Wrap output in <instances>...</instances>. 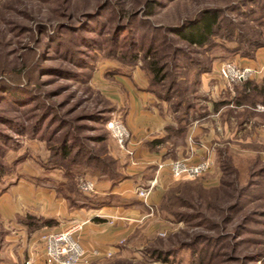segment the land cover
I'll use <instances>...</instances> for the list:
<instances>
[{
  "label": "rangeland",
  "instance_id": "1",
  "mask_svg": "<svg viewBox=\"0 0 264 264\" xmlns=\"http://www.w3.org/2000/svg\"><path fill=\"white\" fill-rule=\"evenodd\" d=\"M144 1L0 0V71L7 72L0 77L5 88L13 90L14 98L22 102L0 98V198L12 193L17 185L50 190L56 197V189L63 191L67 186L75 192L74 198H91L79 192L78 180L93 176L75 172L70 179L63 169L52 165L50 156L67 136L73 150L71 158L78 147L104 161L111 157L124 175V161L120 159L123 151L103 120L118 118L124 125L123 107L113 99L124 88L139 94L133 83L138 86L136 90L149 86L144 71L148 59H143L142 52L135 61L130 57L136 52L134 46L146 47L154 39L160 51L159 62L167 68L163 84L167 87L177 82V89L193 106L192 121L204 119L218 127L211 121L218 106L217 93L236 87L219 78V67L227 61L240 64L242 57L216 61L210 72L198 77L194 63L207 65L209 50L190 47L179 37L158 29L177 27L201 8L229 7L238 0H156L158 5L151 15H147ZM243 14L246 18L247 11ZM224 16L235 25L245 20L236 13L226 12ZM227 46L232 49L235 45ZM173 49L185 57H177ZM208 74H213L211 79ZM44 108L50 117L40 127L35 120ZM168 111L172 114L169 106ZM247 115L239 118L248 120ZM226 116L236 118L233 109ZM215 132L209 148L213 157L210 171L192 180H174L167 173L161 196L155 198L157 203L153 206L149 200L152 210L146 209L144 218L135 220L129 238L118 242L120 250L90 264H264V172L260 173L264 170V146L253 142L252 129L242 130L239 138L235 135L227 142L220 137L218 140ZM100 136L105 138L102 143L92 141ZM150 173L149 169L145 176L149 178ZM222 181L230 184L234 197L226 205L235 203L239 192L244 194L239 209L228 215L230 220H224V193L214 194ZM157 186L155 181L151 195ZM215 199L220 203L214 204ZM3 205L0 264H22L18 246L9 237L17 230L5 220H19L25 226L32 206L22 207L21 214L13 215L5 202ZM14 227L18 229L19 225L15 223ZM46 232L51 231L42 233ZM154 251L167 261L157 259ZM169 251L172 254L165 256Z\"/></svg>",
  "mask_w": 264,
  "mask_h": 264
},
{
  "label": "crops",
  "instance_id": "2",
  "mask_svg": "<svg viewBox=\"0 0 264 264\" xmlns=\"http://www.w3.org/2000/svg\"><path fill=\"white\" fill-rule=\"evenodd\" d=\"M239 65L252 68L264 67V48L258 49L252 59H240ZM212 75L208 74L207 76L211 79ZM263 79L264 71L250 80L261 85ZM132 85L135 87V91H139V94L132 89L124 88L122 93L113 99L117 105L123 107V122L131 136L128 148L133 152L132 157H128L124 151L120 152L122 154L120 159L124 161L125 180L112 186L109 182L99 181L93 177L96 180V194L92 197L99 199L114 197L116 204L98 209H72L65 199L56 197L55 192L34 190L30 186L24 185L15 186L12 193L4 194L0 198V200L2 199V203H0L2 208L5 202L6 209H9L13 215L15 213L21 214L22 207L32 206V212H28L31 216L42 217L53 222V226L28 233L19 220V222L17 220H5L11 223L13 229L17 230L11 231L9 237L18 246L17 256L20 263L45 264L43 245L40 239L42 232L44 230L62 231L75 223H84L77 237L87 253L96 249L110 251L113 254L117 253L120 250L117 246L118 242L124 238H129L136 227L137 221L135 220L144 218L143 214H145L146 208L136 196L137 186H145L144 184L153 180L158 183L152 192L153 194H150L149 197L150 204L154 206L157 203L155 201L156 196H161V186L164 184L167 173H169L168 165L170 162L184 159L194 163L205 158L213 161V157L209 154V148L216 138L215 130L218 131V140L220 137L224 139V142H227V139H232L235 135H238L239 138L242 130L252 129L255 137L253 142L264 146V122L256 117L243 122H238L234 117H227L226 114L229 109H233L236 113V111H242L246 107L239 106L237 108L234 106L235 89H220L217 93V112L214 111L215 114L211 116V121L215 122L218 127L210 125L208 121L204 122V119L191 121L183 144L174 147L167 143L166 146L158 147V150L150 151L146 144L163 138L166 134V127H175L176 123L173 115L168 111V106L166 108V103L161 104L146 92V86L145 88L139 86L136 90L138 86H135L134 83ZM212 93L214 94V92ZM258 107L264 108V105L257 104L255 108H250V110L257 114H263L264 111H259ZM159 166L162 168L159 169ZM149 169L152 173L147 178L145 175ZM13 222L19 225L18 229L14 227L15 223Z\"/></svg>",
  "mask_w": 264,
  "mask_h": 264
},
{
  "label": "trees",
  "instance_id": "3",
  "mask_svg": "<svg viewBox=\"0 0 264 264\" xmlns=\"http://www.w3.org/2000/svg\"><path fill=\"white\" fill-rule=\"evenodd\" d=\"M156 5H158L156 0H145L143 2V7L148 10L147 15H151ZM245 11H247L246 18L244 17L245 14H243ZM226 12L236 13L245 20L242 24L235 25L230 17L227 18L224 16ZM160 30H163L166 34L169 33L179 37L181 42L190 47L206 48L209 50L211 56L208 57L207 65L203 66L197 62L194 63L195 68L197 69L195 75L197 74L198 77H200L201 74L210 72L216 61H224L228 57L235 56L252 59L258 49L264 48V0H238L229 7L227 5L223 8H201L194 17L182 20L177 27L171 26L164 29H158V31ZM115 35L118 36V34ZM217 39L218 41H216ZM155 41L157 40L154 39V41H151L146 47L138 45L134 46L136 52L131 55L130 60H137L139 53L141 52L143 54V59H148L149 62L144 67V71L147 73L149 80V86L147 87L146 92L153 95L161 104L166 103L171 108L176 125L175 127H166V134L163 138L147 143L146 145L149 147L150 151L158 150V147L166 146L167 143L172 144L174 147L183 144L187 136L188 126L193 120V116L190 115L193 106L191 104L189 105L186 97L179 92L176 87L177 82L173 81L167 87L163 84L167 78V68L159 62L161 59L160 51L159 48L156 47ZM227 43H233L235 46L232 49L228 48ZM214 50H217L218 52L213 54ZM174 51L177 52V57H185L180 50ZM3 74L7 75V72L4 71V69L0 71V75ZM67 74L70 75V73ZM4 85H6V83L4 79L0 77V98L2 100L5 98H11V100H15L17 104L22 103L14 98L15 94L13 93V90L7 87L5 88ZM161 85H164L166 88ZM235 91L236 95L233 101L234 106L237 108H239V106L246 107L243 111H236L235 117L238 122L247 120L246 118H239L246 113H248L247 117H256L264 122V113L257 114L252 110L247 109V107L255 108L257 104L264 105V79L261 85H257L255 82L248 80L247 82L236 86ZM28 99L29 98L25 100ZM49 117L50 114L46 111V108H44V110H41V113L36 116L37 119L35 120V124L37 123V126L41 127ZM107 120L108 119L106 118L103 122L108 124ZM24 133L25 132H17L19 135ZM104 140L105 138L100 136L95 138V141L94 139L92 141L95 143H102ZM70 141V137H65L54 154L50 156V159H52L51 161H53L52 165H56L58 168L63 169L68 178L73 179L75 172L81 174L87 173L99 181L111 183L112 186L118 185L125 180V176L121 172L120 164L110 156V158L106 159V161L108 160V162H106L91 153H84L78 147L71 158L70 155L73 150L70 149ZM223 171H225V169ZM261 171L262 172L260 173L264 172V170ZM230 187L229 183L222 181L220 189L215 190L214 192V194L217 192L224 193L222 202L225 205V213L227 215L224 220H230L228 215L230 216L233 211L239 209L241 206V199L244 197L243 192H239L237 200L234 201L235 203H229L226 205V201L229 198V200L234 199ZM51 190L53 189L51 188ZM61 191L62 190L56 189V192L59 193V197L65 199L69 207L72 209H98L105 206H111L114 203L116 204L114 197L103 199L95 197L74 198L73 195L75 192L67 188V186L64 187L62 192ZM170 195L172 194L170 193ZM170 199H173V197H170ZM213 202L216 204L219 201L215 199ZM175 205H177V202ZM217 208L219 209V206ZM26 218L27 220H25L24 225L28 233H32L44 227L53 226V222L47 221V219H40L34 216H27ZM171 254L172 252L170 251L164 253L165 256H170ZM154 256H156L157 259L162 260V255L159 252L154 251ZM162 261L166 262L167 259L163 257Z\"/></svg>",
  "mask_w": 264,
  "mask_h": 264
},
{
  "label": "built area",
  "instance_id": "4",
  "mask_svg": "<svg viewBox=\"0 0 264 264\" xmlns=\"http://www.w3.org/2000/svg\"><path fill=\"white\" fill-rule=\"evenodd\" d=\"M264 67L252 68L242 66L233 61H227L220 65L219 76L228 86H239L251 78L262 74ZM264 111L263 107L257 108ZM107 129L118 147L129 157L133 152L128 148L130 133L123 123L117 118L107 124ZM212 167V161L205 158L197 163H189L188 160L180 159L172 161L168 165L170 175L174 180H192L207 174ZM162 166H159L161 169ZM155 185V180L147 186H137L136 196L141 200L146 209L152 210L149 204V196ZM79 192L85 196L96 194V180L91 177H81L78 180ZM84 223H75L62 231L46 232L41 236L43 256L45 264H90L94 259L109 258L110 251L93 250L87 253L77 237ZM25 264H29L26 262Z\"/></svg>",
  "mask_w": 264,
  "mask_h": 264
}]
</instances>
